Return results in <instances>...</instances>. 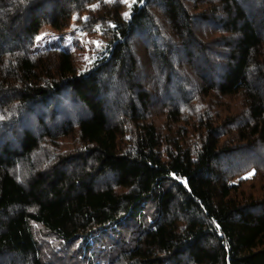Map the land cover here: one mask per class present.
I'll list each match as a JSON object with an SVG mask.
<instances>
[{"label": "trees", "instance_id": "trees-1", "mask_svg": "<svg viewBox=\"0 0 264 264\" xmlns=\"http://www.w3.org/2000/svg\"><path fill=\"white\" fill-rule=\"evenodd\" d=\"M0 264H264V0H0Z\"/></svg>", "mask_w": 264, "mask_h": 264}, {"label": "rangeland", "instance_id": "rangeland-1", "mask_svg": "<svg viewBox=\"0 0 264 264\" xmlns=\"http://www.w3.org/2000/svg\"><path fill=\"white\" fill-rule=\"evenodd\" d=\"M123 2H133V0H122ZM87 20V17L85 14H82L80 16H73V22L71 28L65 30V34H59L56 33L52 28H50L48 25H45L41 28V30L38 33L37 37V44L38 46L44 47H59L66 50H70L75 59L77 60V65L79 68H84L87 66L91 61H93L94 54L99 53L101 48L105 46V39L103 37L105 36V33H103V29L101 27H96L92 32L87 33L83 31L81 22H84ZM72 42L76 46H78L76 49L71 46ZM154 73V71H153ZM152 74V72H151ZM194 83V82H193ZM156 81L153 82V84L150 86L151 89H156ZM77 109L76 106H73L70 101L64 102V107L61 106L57 108V111L59 113V116L63 113V115L66 117L67 115H73L75 110ZM52 115H50L51 117ZM70 117L73 121L74 118ZM33 118V117H32ZM51 120V118H49ZM59 122L62 121V118L59 117ZM30 122L35 126L36 123L31 119ZM75 142L69 141L68 145L69 148L74 147ZM66 146V145H63ZM23 171L19 173L20 176H22ZM39 235L41 243L45 244L42 248L44 251V255L46 258H50L49 260L51 262L57 261V257L59 254V250H57V247H60L59 243H56L52 238L48 237L46 232L44 233L42 230H39ZM39 238V237H38ZM62 253V252H61ZM60 253V254H61ZM62 255V254H61ZM64 263L68 262V256L64 255ZM60 261H63L60 259ZM59 263V261L57 262ZM61 263V262H60ZM70 263V262H68Z\"/></svg>", "mask_w": 264, "mask_h": 264}]
</instances>
